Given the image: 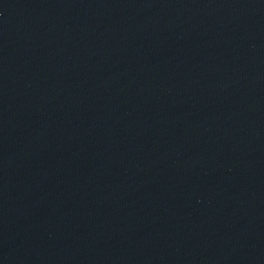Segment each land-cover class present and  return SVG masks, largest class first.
<instances>
[{"label":"water","instance_id":"1","mask_svg":"<svg viewBox=\"0 0 264 264\" xmlns=\"http://www.w3.org/2000/svg\"><path fill=\"white\" fill-rule=\"evenodd\" d=\"M0 264H264V0H0Z\"/></svg>","mask_w":264,"mask_h":264}]
</instances>
